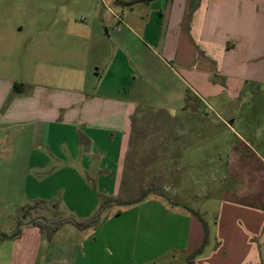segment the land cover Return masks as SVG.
<instances>
[{
  "label": "crops",
  "instance_id": "crops-1",
  "mask_svg": "<svg viewBox=\"0 0 264 264\" xmlns=\"http://www.w3.org/2000/svg\"><path fill=\"white\" fill-rule=\"evenodd\" d=\"M7 11L15 25L0 22L1 58L12 51L5 30L33 41L21 66L0 75V131L17 133L8 141L21 154L10 157L25 162L24 177L35 187L26 204L71 210L77 220L101 213L86 229L24 221L17 235L0 240L13 250L0 251V264H10L9 254L22 258L14 251L21 242L26 264H174L175 240L163 233L176 227L169 220L174 216L184 224L177 228L184 247L180 264H189L204 231L181 195L186 186L200 185L192 181L198 163L223 161L217 149L223 124L234 137L225 151L226 170L238 182L221 192L217 215L225 210L246 225L259 217L260 231L247 237L252 261L241 264H264V116L252 107L264 96V0H11ZM14 83L21 84L14 89ZM190 95L200 105L191 104ZM142 115L153 118L157 135L167 130L182 165L168 169L167 189L100 208L103 199L121 194L132 131L146 124ZM204 141L205 151L198 147ZM187 146L195 148L183 156ZM213 169L212 175L206 168L207 177H224ZM150 202L154 243L163 250L143 260L138 221L141 206L144 212ZM13 205L0 194V210ZM202 261L194 257L193 264Z\"/></svg>",
  "mask_w": 264,
  "mask_h": 264
},
{
  "label": "rangeland",
  "instance_id": "rangeland-1",
  "mask_svg": "<svg viewBox=\"0 0 264 264\" xmlns=\"http://www.w3.org/2000/svg\"><path fill=\"white\" fill-rule=\"evenodd\" d=\"M10 2L11 0L0 1V4H2L4 8L3 12H0V22L3 23V25L7 24L8 21V25L14 24L12 15L7 11V7L9 6ZM30 4L33 5L35 4V2L31 1ZM10 33L13 34L12 29L2 32L5 38V43L10 46L9 50L12 51L9 56L6 55L7 57L4 58H1L2 54H0V75H6L8 72L9 74H11L14 71L15 64L21 66L24 61V53L27 49L26 46L29 43V41H27L28 35L22 36L21 34H19L21 32H17L12 36ZM31 43H33V41H30L29 44ZM5 63L6 66L3 67V64ZM189 98L192 101L191 104L200 105L198 100H196L192 95H190ZM252 105V107L257 109L258 111L260 110L264 112V96L260 95L259 97H256ZM207 110L208 115L212 119H214L216 117V114H214L213 112L209 113L211 111L209 108H207ZM263 112L262 115L264 116ZM142 117L145 120L144 123H146L147 126L146 124H140L138 126L136 125V127H134L132 131L127 161L125 162L126 173L123 180L121 194L117 198H113L116 199V201L118 200L121 202H128L129 200L141 197L143 191L167 189V184H169V180L167 177L168 169H172L174 164L182 165L181 163L175 162V158L178 157L179 152H176L172 147L171 139H168V134H166L167 130L163 129L162 133H159L157 135V130H154L153 118L151 116H147L148 119H145V115H142ZM176 119H178L177 116L175 117V120ZM192 122L201 121L195 119L192 120ZM262 122L264 121L261 120V123ZM187 123L189 124L190 122ZM188 124L186 125L188 126ZM180 128L184 129L183 125L180 126ZM236 128L237 127H235V129ZM223 130L224 132L221 142L222 145L217 146V149L221 150L224 154L223 161L209 162L210 160H207L208 162L206 161L198 163V166H196V170H199L200 172H194L192 174L194 177H196L195 179H192V181L196 182V180H199L200 185L197 184L186 186L188 193L181 195L183 196L182 199L188 201V204L197 213V215H195L196 221L199 224L203 221L208 232L207 241L202 247V250L194 256H200L201 258H203V264H241L245 261L247 263L251 262L252 258L248 257L247 254L248 247H251V243H253V241H250L248 243L247 237H252L254 234L260 231L258 225L259 217L256 215L251 217L248 225L245 224V221H242L243 218H238L235 216V214L227 215V213H225V210L220 217L217 215L219 211V200L221 192L224 191V189H229L230 186H233L234 182H238V178L236 177V179L234 180L232 173L226 170L227 162L225 151L230 148L234 137L233 134L225 127V124H223ZM16 134L17 133L12 130L0 131V194H7L9 197V201L13 202L14 199L13 209L0 210V229L9 230L10 235L17 233L18 229L21 228L24 221H33L36 218H40L41 216L50 218V216L52 215L56 217V221L64 216H69L72 213L71 210L66 209L63 211L55 210L54 212V210L51 211L46 209L48 208L47 205L40 203H34L32 205L26 204V198L28 194L33 193V189H35V187L31 184V182H29V179L24 177V175L26 174L25 162L12 160L10 157L14 154H16L15 157H17V154H21V152H13L12 146H10V143L8 141L10 138L16 137ZM21 137L25 139L30 138V136L28 135H22ZM215 138H217V136ZM208 143L209 141H204L200 143L198 147L202 148L205 151V149L208 147ZM194 148L195 146H187L183 153V156L188 152L186 150H193ZM69 152L70 146H67V148L64 147L63 153L66 156ZM196 156L194 157L197 158ZM209 167H212V175L214 174L215 170L213 168L216 167L217 174L221 172L223 173L224 177H207L206 175H209L210 172H205V170ZM227 173L230 175L229 178L225 177ZM241 180H243V182L247 184V178L241 177ZM196 189H198L200 193L192 194ZM150 194L154 193L152 192ZM176 198L177 197H175L174 199ZM109 204L111 203L107 202V205ZM145 206L146 205H143L140 208L137 236V252L142 255L141 258H143V260H147L151 254H154V252L160 249L163 250V247H159L158 243H154V205L152 202H150V205L146 207L144 212H141ZM72 214L71 215L75 217V214ZM176 218L177 217L175 216L174 218L169 217V220H171L170 224H174L176 227L170 226L168 231H165L163 233L166 234L168 238L173 237V240H175V242L173 243L174 249L172 250L173 254L175 255L174 264H180L184 254V247L178 242L180 239V235L177 228L178 225L183 226L184 224L180 222L182 219ZM162 219L164 220L167 218ZM224 219L225 221H223L222 223V220ZM2 221L7 222L8 225H1ZM241 221L242 223H240ZM216 229H218L219 233L218 239L216 238ZM254 242L255 244H257L256 240H254ZM22 244L23 243L21 242V244L14 250L17 253L16 256L22 258L19 259L12 256V254H9V257L11 259L10 264H26V258L21 254ZM196 250L197 248L192 250L188 257L192 255ZM0 251L6 254L13 250L12 247H6L4 244H0ZM194 257L191 258L192 261L194 260ZM7 258H5V260ZM0 260H2L1 257ZM161 261H164V259L162 258ZM5 264L8 263L5 262ZM145 264H151V260L145 262Z\"/></svg>",
  "mask_w": 264,
  "mask_h": 264
},
{
  "label": "trees",
  "instance_id": "trees-1",
  "mask_svg": "<svg viewBox=\"0 0 264 264\" xmlns=\"http://www.w3.org/2000/svg\"><path fill=\"white\" fill-rule=\"evenodd\" d=\"M21 83H14V89H16V87L18 85H20ZM147 194L146 193H143L141 195V197H145ZM107 202H110V203H116V204H130L132 202H121V201H116V199H113V198H105L103 199L101 205H100V208L104 207L107 205ZM189 211H191L194 215H197V213L195 211H193L192 208L190 207H187ZM100 213L101 211L98 210L96 213H94L91 217H88L86 219H83V220H77L75 219L74 217L72 216H66V217H62L56 221H47L45 220L44 218L40 217V218H37L33 221V223L39 227H43V226H49L51 224H54V223H69V224H72L74 225L75 227L79 228V229H86V228H90L94 225H96L99 220H100ZM202 224V227H203V233H204V236H203V241H202V244L197 248V250L192 254L190 255L189 257H187V260H188V263L189 264H193V261L191 258H193L198 252H200L202 250V247L204 246V244L206 243L207 241V236H208V232H207V229H206V226H205V223H203V221L201 222ZM17 235V233L13 234V235H7L5 233H1L0 234V240H4V239H7V238H11L13 236Z\"/></svg>",
  "mask_w": 264,
  "mask_h": 264
}]
</instances>
